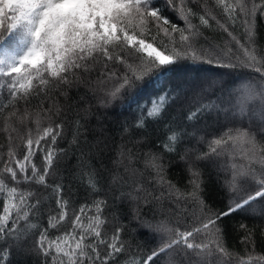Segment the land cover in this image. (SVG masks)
Here are the masks:
<instances>
[{"label": "snow or ice", "instance_id": "6c2138e0", "mask_svg": "<svg viewBox=\"0 0 264 264\" xmlns=\"http://www.w3.org/2000/svg\"><path fill=\"white\" fill-rule=\"evenodd\" d=\"M194 3L164 0L161 7L155 0H0V95L6 92V102L0 103V131L6 134L0 143V241L6 247L42 255L45 264H118L127 248L125 228L105 214L107 200L76 206L66 197L63 184L50 180L67 155L56 147L66 127L65 105L57 97L78 90L83 101V116L77 109L73 121L78 133L94 115L92 101L107 107L146 78L190 62L219 70L193 89L184 119L223 120L220 132L205 141L208 151L193 149L194 155L180 156L192 191L183 192L168 180L162 155L151 150L145 154L144 171L125 165L126 175L115 172L111 177L114 185L128 186L122 197L135 202L134 218L155 232L167 233L141 264H159L158 257L165 264H264L246 225H241L246 229L244 256L230 253L221 242L224 217L241 210L256 212L254 202L264 203V47L256 40L264 0H204L198 10L191 6ZM164 9L176 13L183 26L173 23ZM238 25L242 33L237 32ZM214 27L228 41L219 50L205 46L203 29ZM10 40L18 41L13 50L6 47ZM187 95L182 86L165 92L134 127L146 128L149 119L159 122L173 105L183 106L181 97ZM181 140L170 130L160 145L162 152H176ZM76 142L74 135L72 143ZM238 153L245 163L235 162ZM118 155L117 164L131 160L124 145ZM80 163H85L83 158ZM201 163H223L228 171V186L235 196L227 211L211 212L198 195ZM87 175L95 191V173ZM45 196L55 207L47 213L46 226L30 237L29 230L37 227L31 218L44 213ZM164 199L178 208L190 201L193 214L198 209L201 215L191 225L180 219L171 227L145 222L141 205L151 212ZM173 253L180 259L173 260Z\"/></svg>", "mask_w": 264, "mask_h": 264}, {"label": "trees", "instance_id": "16d2710c", "mask_svg": "<svg viewBox=\"0 0 264 264\" xmlns=\"http://www.w3.org/2000/svg\"><path fill=\"white\" fill-rule=\"evenodd\" d=\"M155 2L163 7L164 0H155ZM204 0H196L192 4L194 10H198V6H203ZM211 2V0H209ZM165 14L169 19L176 24L183 26V20L179 19L177 14L164 9ZM194 23L199 24L198 18H194ZM207 42L205 46L211 44L219 50L225 47L228 41L225 39L226 34L218 27L212 29H203ZM237 32L242 33L243 28L237 26ZM257 44L264 47V18L257 15ZM10 42V41H9ZM9 42L7 45L9 46ZM14 48V47H12ZM219 69L214 66L199 63L185 62L173 71H169L158 77L146 78L140 82L138 86L125 95L122 99L114 101L107 107L99 106L97 101L91 102V110L93 116L88 118L87 127L80 128L77 133L76 127L73 124L76 118L77 109L80 115L83 116V108L80 95L76 88L68 91L67 96L60 95L57 97L60 104L65 105L64 120L65 130L63 136L57 141V148L66 150V157H62L60 169L57 173L50 176V180L62 183L65 189L66 197H70L72 204L79 206L81 203H91L96 200H107L108 208L105 214H110V219L115 218L116 223L125 228L124 236L127 248L124 253L118 257V264H141L145 258L160 242L162 236L167 233L155 232L151 229L143 228L141 220L134 218L135 202L122 197V192L126 191L128 186L123 188L114 185L111 177L115 172L122 175L125 173V165L135 167L140 171H144V157L150 150L160 153L163 157V162L166 166V178L170 180L183 192L192 191V185L189 184V173L185 163L180 159L185 152L189 156L194 155L192 151L204 152L208 151V144L205 141H210L215 137L221 128L223 120H217L216 117H204L197 121H186L184 114L188 108L192 106L193 89L206 77ZM239 79V76L237 77ZM182 80L186 84L180 83ZM180 81V82H179ZM177 86H182L187 96L181 97L180 105H173L167 110L166 114L157 122L154 119H149L146 128L137 130L134 125L138 120L144 119L142 113L145 109L151 106V102L165 92H173ZM80 89L79 92H82ZM55 93V89H53ZM5 96L0 95V103H5ZM123 121V122H121ZM213 121L216 126H210ZM201 126L204 128L201 129ZM127 127V131L123 129ZM177 131L181 137V142L177 145V151L165 153L161 150V143L164 141L166 134L169 131ZM194 131L200 140H194ZM5 133L0 131V143L5 142ZM74 135L77 136V142L72 143ZM18 150L23 152V145L20 141H16ZM124 145L130 150L131 160L125 159L122 164H117L121 159L118 155L121 146ZM83 158L85 163L81 165L80 159ZM224 158H221L223 160ZM36 162H41V154L37 153ZM237 164L245 163L237 154ZM223 164V163H221ZM200 189L198 195L206 202L207 207L213 213H222L228 210L233 203L235 193L230 191L228 186L229 175L227 177L226 187L216 180L211 170V163L200 164ZM92 171L95 173L94 181L96 190L92 191L88 185L89 176L87 173ZM147 176V172H144ZM153 184V180L147 181ZM221 184V185H220ZM22 187H27L22 185ZM3 197L0 196V200ZM45 210L38 217H33L32 223L36 228L29 230V236H33L37 229H42L47 224V213L50 208L55 207L54 202L48 196L44 197ZM256 212L251 210L234 212L230 216L224 217L221 221L223 224L222 244L230 253L237 256H244L245 245L242 243L246 229L241 225H246L247 230L253 233L255 240V253L264 255V203L259 201L254 202ZM141 215L147 223L152 225L161 222L172 226L177 219L187 222L191 225L201 215L199 210L193 214L194 205L181 202L180 207L172 205L168 199H164L158 203V206L153 211H148L147 205H141ZM179 213V216H177ZM23 226V222H22ZM55 232V230H50ZM27 244H33V240L29 239ZM251 248V245H249ZM0 264H45V257L34 252L20 251L16 247H6L5 242L0 241ZM173 260L180 258L172 254ZM235 257H233V260ZM159 264H165V261L157 258Z\"/></svg>", "mask_w": 264, "mask_h": 264}, {"label": "rangeland", "instance_id": "374dc122", "mask_svg": "<svg viewBox=\"0 0 264 264\" xmlns=\"http://www.w3.org/2000/svg\"><path fill=\"white\" fill-rule=\"evenodd\" d=\"M18 46V41H15V40H10V42H9V46L8 45H6V47L9 49V50H13V49H15L16 47ZM12 47H14V48H12ZM180 82V81H179ZM180 83H182V84H186L187 82H185V80H182ZM193 92V91H192ZM121 122H123V121H121ZM214 123H217V121H213L212 123H211V125L209 126L208 125V127H211V126H213V128L216 126ZM204 127L203 126H201V129H203ZM190 136H194V140H196L197 138L200 140V138H201V136L200 137H198L197 136V133L194 131V134H190ZM211 170H212V172H213V176H214V178L216 179V180H219V182L220 183H222V185L224 186V187H226V183H227V177H228V175H229V173H228V171H226L225 170V166L223 165V164H220L219 166H217L216 164H211ZM221 185V184H220ZM227 188V187H226ZM143 226V228H147V227H145V225H142ZM148 229V228H147ZM147 231H149V229L147 230ZM151 232H152V230H150Z\"/></svg>", "mask_w": 264, "mask_h": 264}]
</instances>
